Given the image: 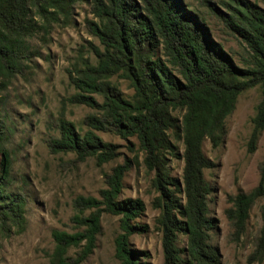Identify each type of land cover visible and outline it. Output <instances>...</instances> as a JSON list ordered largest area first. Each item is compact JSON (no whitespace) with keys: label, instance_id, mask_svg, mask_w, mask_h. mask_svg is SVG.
Instances as JSON below:
<instances>
[{"label":"trees","instance_id":"trees-1","mask_svg":"<svg viewBox=\"0 0 264 264\" xmlns=\"http://www.w3.org/2000/svg\"><path fill=\"white\" fill-rule=\"evenodd\" d=\"M79 1L0 0V94L30 60L29 39L41 33L45 41L53 25L69 23ZM235 3L228 5L231 12L227 18H221L249 50L250 60L243 67L213 39L204 18L183 0H90L94 20H87L86 25L100 45L89 49L95 62H87L75 69V76L71 74L76 93L70 100L97 113L86 117L92 130L84 134L78 133L72 122L61 120L58 136L49 143L52 152H73L79 159L95 157L102 165L116 159L117 146L96 132L137 140L145 167L155 173L152 184L160 194L155 208L161 211L157 225L163 234L164 264H222L221 255L209 243L215 220L208 216L212 188L205 171L216 164L204 154L203 143L209 140L213 149L219 147L227 134L226 119L234 112L239 96L258 86L262 99L252 119L249 154L257 150L264 132V9L245 0ZM115 76L129 82L131 98L111 82ZM169 131L184 145L182 183L169 173L168 157L180 158ZM5 140L0 120L1 238L22 234L27 227L26 195L6 191L11 160ZM129 168L113 169L100 198L81 196L75 200L73 221L82 231L53 232L55 249L50 264H83L95 248L104 214L120 216L117 258L122 264H139L138 253L129 248L130 237L148 230L134 222L144 214L145 204L120 199ZM260 175L256 188L227 197L229 207L224 214L233 242L241 240L251 210L264 197V160ZM260 214L262 227L248 264L264 262V204ZM180 235L187 239L186 248L178 245ZM85 241L82 253L69 258V251Z\"/></svg>","mask_w":264,"mask_h":264},{"label":"rangeland","instance_id":"rangeland-1","mask_svg":"<svg viewBox=\"0 0 264 264\" xmlns=\"http://www.w3.org/2000/svg\"><path fill=\"white\" fill-rule=\"evenodd\" d=\"M238 1L241 0H183V3L204 18L213 39L243 67L250 60L249 50L221 18H227L231 12L228 5ZM245 1L264 9V0ZM87 20H94L90 0H81L74 6L69 23L53 25L45 41L41 33L29 39L30 60L0 94V120L6 131L4 146L11 160L6 191H22L27 198L26 230L8 238L0 237V264H50L55 249L53 232L82 231L73 221L75 200L81 196L100 198V192L108 187L107 176L124 165L130 168L122 181L120 199L141 200L145 204L144 214L134 222L148 230L131 236L129 248L138 253L139 264H164L163 234L157 225L161 211L155 208L160 194L152 184L155 173L145 167L137 140L96 132L105 142L117 146L116 159L102 165L95 157L79 159L73 152L55 153L49 147L50 140L59 134L61 120L72 122L81 134L92 130L85 120L97 111L70 100L76 93L70 82L71 74L75 76L77 67L95 62L89 49L100 45L88 32ZM111 82L126 98L132 97L128 81L115 76ZM261 99L259 86L243 92L234 112L226 119L227 134L219 147L213 149L209 140L203 143L204 154L216 164L215 168L205 171V178L212 188L208 216L215 220L209 243L221 255L222 264H248L262 227L260 208L264 197L251 210L246 232L239 242L230 240L231 228L224 214L229 207V195H236L239 190L249 192L260 182L264 132L253 154L248 153V141ZM174 115L181 118L178 112ZM169 137L180 154V158L168 157L169 173L182 183L184 145L172 131ZM178 198L184 203L183 194ZM90 212L86 211L85 215ZM120 233V216L104 214L95 248L83 264H122L116 256V238ZM86 243L72 248L69 258L82 253ZM178 245L186 248L185 236H179Z\"/></svg>","mask_w":264,"mask_h":264}]
</instances>
